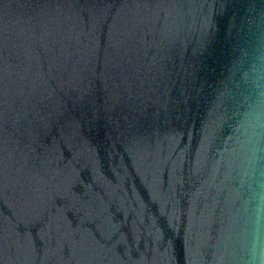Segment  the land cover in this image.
I'll list each match as a JSON object with an SVG mask.
<instances>
[{
	"label": "water",
	"instance_id": "obj_1",
	"mask_svg": "<svg viewBox=\"0 0 264 264\" xmlns=\"http://www.w3.org/2000/svg\"><path fill=\"white\" fill-rule=\"evenodd\" d=\"M0 264H264V0H0Z\"/></svg>",
	"mask_w": 264,
	"mask_h": 264
}]
</instances>
